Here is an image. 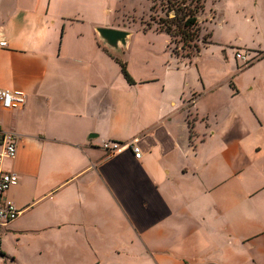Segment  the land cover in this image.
Returning a JSON list of instances; mask_svg holds the SVG:
<instances>
[{
    "label": "crops",
    "instance_id": "1",
    "mask_svg": "<svg viewBox=\"0 0 264 264\" xmlns=\"http://www.w3.org/2000/svg\"><path fill=\"white\" fill-rule=\"evenodd\" d=\"M112 5L0 0V89L28 95L0 107L19 135L3 197L20 210L0 264H264V102L242 68L207 82L199 53L128 61L129 81L95 30L117 28Z\"/></svg>",
    "mask_w": 264,
    "mask_h": 264
},
{
    "label": "rangeland",
    "instance_id": "2",
    "mask_svg": "<svg viewBox=\"0 0 264 264\" xmlns=\"http://www.w3.org/2000/svg\"><path fill=\"white\" fill-rule=\"evenodd\" d=\"M111 3L115 7L104 9V17L108 16V23L130 32L121 53L126 63L139 62L153 70L166 60L192 59L199 53L196 61L207 82L220 78L231 65L242 68L243 73L236 81L243 88L247 84L254 86L250 98L264 102V0H203L204 8L197 12L199 37L194 41L198 52L194 46L182 47L180 34L171 40L167 33L155 29L160 27V19L166 18L168 0H111ZM192 3L196 4L194 0ZM147 23L150 28L144 31ZM235 49L245 53V61L235 57ZM224 53L228 63L220 58ZM218 69V76L212 73Z\"/></svg>",
    "mask_w": 264,
    "mask_h": 264
},
{
    "label": "built area",
    "instance_id": "3",
    "mask_svg": "<svg viewBox=\"0 0 264 264\" xmlns=\"http://www.w3.org/2000/svg\"><path fill=\"white\" fill-rule=\"evenodd\" d=\"M8 43L5 39L0 38V50L7 47ZM238 60L245 61L246 55L240 50L235 52ZM28 95L24 91L14 90L10 88L0 89V107L5 109H20L22 108ZM19 138L18 133L13 130H6L0 126V225L11 223L20 214V210L11 200L3 197V193L6 190L17 183L18 175L12 171H8L2 168L1 164L5 158H14L16 154V145ZM125 146L131 147L132 152L138 158L141 156L139 146L134 140L123 144L119 141H104L103 149L108 154H112L117 150L124 148Z\"/></svg>",
    "mask_w": 264,
    "mask_h": 264
},
{
    "label": "trees",
    "instance_id": "4",
    "mask_svg": "<svg viewBox=\"0 0 264 264\" xmlns=\"http://www.w3.org/2000/svg\"><path fill=\"white\" fill-rule=\"evenodd\" d=\"M196 4L189 0L188 3L183 0H168V8L166 12V18L160 19V27L155 29L158 32H165L170 36L171 40H174L176 34H180L182 47L185 45L191 47L194 46L196 51H199L198 46L195 42L199 37V22L197 18V12L204 8L203 0H194ZM182 5V7L180 6ZM172 12V15H170ZM150 28L149 23L143 26V30L146 31ZM210 43V42H209ZM173 51V50H172ZM121 67V72L129 81L131 77L129 76L126 67V62L123 59L116 58Z\"/></svg>",
    "mask_w": 264,
    "mask_h": 264
},
{
    "label": "water",
    "instance_id": "5",
    "mask_svg": "<svg viewBox=\"0 0 264 264\" xmlns=\"http://www.w3.org/2000/svg\"><path fill=\"white\" fill-rule=\"evenodd\" d=\"M95 30L100 43L121 57L123 47H125L127 39H129L130 32L123 28H111L110 26H98ZM90 136L93 137L92 134Z\"/></svg>",
    "mask_w": 264,
    "mask_h": 264
}]
</instances>
